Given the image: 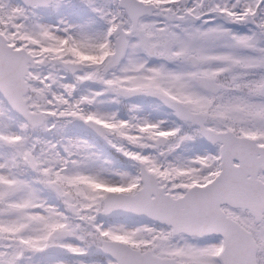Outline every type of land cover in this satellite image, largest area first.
<instances>
[{"label":"snow or ice","instance_id":"1","mask_svg":"<svg viewBox=\"0 0 264 264\" xmlns=\"http://www.w3.org/2000/svg\"><path fill=\"white\" fill-rule=\"evenodd\" d=\"M0 264H264V0H0Z\"/></svg>","mask_w":264,"mask_h":264}]
</instances>
